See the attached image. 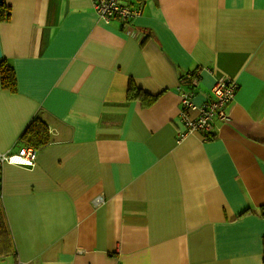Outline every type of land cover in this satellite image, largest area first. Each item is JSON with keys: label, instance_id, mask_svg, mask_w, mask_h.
<instances>
[{"label": "crops", "instance_id": "1", "mask_svg": "<svg viewBox=\"0 0 264 264\" xmlns=\"http://www.w3.org/2000/svg\"><path fill=\"white\" fill-rule=\"evenodd\" d=\"M5 2L0 155L34 116L49 142L0 166V264H262L264 0H123L127 22L91 0ZM220 77L228 120L177 140L181 91L200 104Z\"/></svg>", "mask_w": 264, "mask_h": 264}, {"label": "built area", "instance_id": "2", "mask_svg": "<svg viewBox=\"0 0 264 264\" xmlns=\"http://www.w3.org/2000/svg\"><path fill=\"white\" fill-rule=\"evenodd\" d=\"M98 17L104 21L113 18L127 22L131 17L140 13L139 7H130L123 0H91ZM191 87L197 84V78H194ZM236 90V83L228 77H220L215 81L211 88L212 95L208 100L200 104L192 101V91L184 90L180 93L181 110L179 118L184 124V129L178 131L177 140L183 139L194 131L208 132L212 128L214 120L225 122L228 120L226 112L227 104L233 99ZM195 111L192 116L189 112ZM36 161V150L30 146H23L14 154L0 155V166L2 163H13L21 166L31 167ZM102 201V197L95 198V202Z\"/></svg>", "mask_w": 264, "mask_h": 264}, {"label": "trees", "instance_id": "3", "mask_svg": "<svg viewBox=\"0 0 264 264\" xmlns=\"http://www.w3.org/2000/svg\"><path fill=\"white\" fill-rule=\"evenodd\" d=\"M10 14V7L6 4L5 0H0V21L8 19ZM0 85L2 88L10 91L15 90V77L12 67L5 61L0 60ZM128 98H141L145 102L151 103L154 97L148 98L141 90L134 85L128 88ZM19 139L31 146L33 149H39L49 142V132L47 124L41 119L40 116H34L25 126L21 132ZM264 217V209L261 211ZM12 243L10 232L5 220L2 204L0 201V255L11 253ZM262 264H264V237L262 238Z\"/></svg>", "mask_w": 264, "mask_h": 264}, {"label": "water", "instance_id": "4", "mask_svg": "<svg viewBox=\"0 0 264 264\" xmlns=\"http://www.w3.org/2000/svg\"><path fill=\"white\" fill-rule=\"evenodd\" d=\"M0 56H1V48H0Z\"/></svg>", "mask_w": 264, "mask_h": 264}]
</instances>
